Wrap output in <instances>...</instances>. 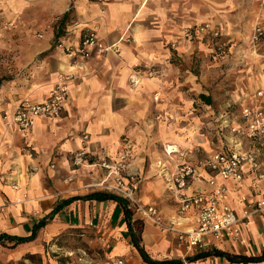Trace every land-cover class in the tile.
I'll return each instance as SVG.
<instances>
[{"label":"crops","instance_id":"0c3cea01","mask_svg":"<svg viewBox=\"0 0 264 264\" xmlns=\"http://www.w3.org/2000/svg\"><path fill=\"white\" fill-rule=\"evenodd\" d=\"M262 1L0 0V63H7L5 54L10 49V63L18 71L30 65L23 77H0V234L29 236L58 203L108 190L102 169L73 166V154L82 147L84 135L90 161H115L128 149L127 175L139 200L156 206L167 220L179 219L178 229L194 230L195 211L179 213V194L169 181L179 167L192 165L196 174L181 194L208 193L212 174L205 159L211 153L234 147L257 151L253 141L224 129L221 119L241 123L242 109L257 105V93L264 92V43L255 48L251 40L253 27H264ZM69 11L72 19L61 39L66 45L77 46L88 28H96L106 43H117L122 37L131 41L120 43L119 54L73 62L62 49L51 50L55 21ZM204 23L227 42L220 45L228 54L219 63L231 89L220 85L216 75L218 62L212 60L216 57L210 41L217 38L212 33L197 41L183 38L185 27ZM44 53L40 62L32 63ZM61 76L68 78L69 93L59 116L37 119L31 130L22 133L6 124L4 116L21 101L44 102ZM132 77L139 79L136 85ZM169 146L174 150L171 155L165 151ZM259 162L264 172L263 156ZM244 177L243 187L235 180L221 181L228 189L225 202L240 216L258 198L252 188L255 174L246 168ZM93 185L100 188L86 190ZM89 224L112 239L113 261L146 264L132 244L122 206L112 200H77L65 206L40 229L35 241L19 245V251L35 250L45 236L65 227ZM142 238L157 260L264 264L233 263L222 257L188 263L185 259L199 251L188 252L150 221H145ZM242 239L244 244L211 239L204 250L260 256L264 211L245 220Z\"/></svg>","mask_w":264,"mask_h":264},{"label":"built area","instance_id":"2783aa9c","mask_svg":"<svg viewBox=\"0 0 264 264\" xmlns=\"http://www.w3.org/2000/svg\"><path fill=\"white\" fill-rule=\"evenodd\" d=\"M211 33L217 39L220 37V33L212 31L209 24L186 27L183 30V38L187 41H195ZM251 40L256 46L264 43V27L261 24L253 27ZM130 41V38L122 37L117 43H106L100 39L96 28H88L81 34L77 46L61 42L57 48L62 49L70 60L76 62L80 58L89 60L94 57H106L113 53L119 54L121 52L120 43H129ZM67 81V77L61 76L47 99L42 103H33L29 100L21 101L12 114L4 116L6 124L22 133L31 130L37 119L59 116L69 93ZM131 81L136 85L139 79L132 77ZM257 97L259 100L257 105L242 109L241 123L232 124L226 118L221 120L224 129L229 130L233 136L247 137L253 141L260 154L256 150L243 151L236 147L211 153L205 159V165L212 174L209 181L211 191L208 193L181 194L188 188L191 179L196 174L197 170L192 165L185 164L179 167L169 181L170 186L179 194V213L182 215L190 210L195 211L196 227L192 231L178 229L179 219L177 221L176 219L167 220L156 206L141 203L132 177L127 175L131 166V153L128 149L121 151L115 161H90L86 149L88 136L84 135L82 147L73 154V166L76 169L81 167L102 169L106 174L107 189L110 192L126 199L129 205L138 212L141 219L152 222L162 231L174 236L178 245L184 247L188 252L206 249L210 246L211 239L221 242L227 238L244 244L242 224L252 213L264 211V185L260 184L264 180V172L259 162V157H264V92L259 91ZM165 151L171 155L174 150L169 146ZM246 168H250L255 174L256 178L252 188L258 198L249 205V209L244 212V215L240 216L225 202L228 189L221 181L235 180L243 187ZM119 264H123V261L120 260Z\"/></svg>","mask_w":264,"mask_h":264},{"label":"rangeland","instance_id":"374dc122","mask_svg":"<svg viewBox=\"0 0 264 264\" xmlns=\"http://www.w3.org/2000/svg\"><path fill=\"white\" fill-rule=\"evenodd\" d=\"M261 5L264 6V0L262 1ZM59 21L60 20L58 19L55 21V26L58 24ZM54 42L55 37L52 42V46ZM225 42L222 41L221 37H219L218 39L211 40L210 49L213 50L211 51V53L213 55L215 54L216 57L215 59L212 58V60L218 62L215 63L218 64L215 66V68L218 69L216 75L218 76V80L220 82L219 84L227 88L229 87V89H231V81L229 82L225 80V78L228 77V74L225 72V69H223L222 65L219 63L220 61H223L222 59H224L228 54H225V49H223L224 51H221L220 48V45H223V43ZM215 44L218 45L215 46ZM212 46H215L216 48L213 49ZM253 46L255 48H259V46H256L254 44ZM5 56L7 63H0V77L2 75H5L4 77L6 79L13 80L28 74L30 65H27L23 69H21V71H18L19 68H15L13 66V62L10 63L13 59V52L10 49L7 50ZM39 56L40 54H38L34 58L32 63L40 62L42 58ZM221 81H224L225 83L222 84ZM87 188V191H92L94 189L97 190L100 187L93 185ZM141 203L145 204L143 201H141ZM132 209L134 208L132 207ZM135 218H140L136 210ZM45 237L46 238L40 241L38 247L35 250L33 249L21 252L19 251V246H17L16 248H12L11 244L3 246L4 250L0 248V264H119V261H113L110 258L112 239L107 236L105 230L97 229L94 224H89V226L86 225L85 227H65L58 234L54 236ZM31 255L35 256L34 260L31 258ZM122 261L123 264H126L124 260Z\"/></svg>","mask_w":264,"mask_h":264},{"label":"trees","instance_id":"16d2710c","mask_svg":"<svg viewBox=\"0 0 264 264\" xmlns=\"http://www.w3.org/2000/svg\"><path fill=\"white\" fill-rule=\"evenodd\" d=\"M72 19V11L65 13L58 24L55 27V42L52 46L51 50L57 48V45L61 43V39L66 35V29L70 24ZM44 54H40L39 57L43 58ZM77 200H97V201H106L112 200L119 203L125 215V221L127 224V230L131 237L132 244L134 248L137 250L142 260L146 264H183V261L180 259H163L157 260L153 259L149 253L147 252L145 245L143 243L142 234L144 231L145 221L141 218H135V210L129 205V202L120 197L119 195L109 192V191H97L90 193L83 197H72L66 199L57 204V206L42 220L36 223L33 227L32 233L26 237H19L9 235L7 233L0 234V245L7 246L12 245V248H16L17 246L25 243L33 242L37 239L39 231L42 227H44L47 223L53 220L54 216L58 214L65 206L77 201ZM210 257H222L226 258L230 262L233 263H254V262H263L264 261V250L260 256H246L242 254H234L224 250L212 249V250H202L196 253L193 256L187 257L185 260L188 263L197 262L199 260H205ZM31 258L34 260L35 256L31 255Z\"/></svg>","mask_w":264,"mask_h":264}]
</instances>
